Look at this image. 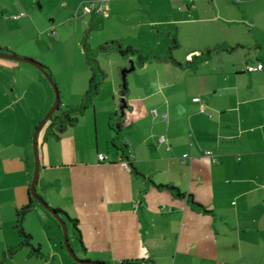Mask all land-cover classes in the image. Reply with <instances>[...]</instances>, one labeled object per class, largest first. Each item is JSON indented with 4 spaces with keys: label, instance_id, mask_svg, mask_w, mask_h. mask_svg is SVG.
<instances>
[{
    "label": "crops",
    "instance_id": "crops-1",
    "mask_svg": "<svg viewBox=\"0 0 264 264\" xmlns=\"http://www.w3.org/2000/svg\"><path fill=\"white\" fill-rule=\"evenodd\" d=\"M86 1L0 0V22L21 13L15 23L24 29L41 16L81 21L76 12ZM87 25L105 43L149 60L98 55L105 78L91 106L58 138L47 122L38 135L36 191L76 220V256L105 264H264V70L246 71L264 57V0H111L87 16ZM0 49L35 58L10 45ZM169 52L171 60L160 59ZM130 62L121 116L125 156L112 147L110 127L120 116V70ZM23 69L30 73L0 66V264H73L57 226L37 206L23 228L44 258L22 248L2 260L19 243L15 212L28 203L32 136L54 97L45 90L31 98ZM88 72L77 86L66 85L62 107L81 102ZM189 196L206 213L193 209Z\"/></svg>",
    "mask_w": 264,
    "mask_h": 264
},
{
    "label": "rangeland",
    "instance_id": "rangeland-1",
    "mask_svg": "<svg viewBox=\"0 0 264 264\" xmlns=\"http://www.w3.org/2000/svg\"><path fill=\"white\" fill-rule=\"evenodd\" d=\"M41 17L42 19H38L35 25H28L25 29L16 25L15 20H9L6 23L0 22V44L10 45L17 53L33 55L35 58L30 59L45 67H50V73L59 91L60 101L62 105H66L68 103L65 94L66 85L73 84V86H77L83 75L87 77L89 73L84 53V39L94 49L105 43L104 34H100L96 28L88 25L85 27L82 26L81 21L74 20L73 18L67 19L65 22H60L58 20L54 21L48 16ZM100 54L102 53L98 55ZM98 55H96L95 60L99 66ZM18 57H22V55ZM22 58L29 57L25 56ZM0 66H20L26 68V70H30V73L25 72V69L19 73L30 85V95L33 96L31 98H39L45 90L53 92L49 83L32 65L0 58ZM130 66L131 64L120 70V77L121 72L129 69ZM5 69H8L9 74L12 71V68ZM70 99L73 101L72 97ZM37 208L44 212L45 216L57 226L60 240L63 242L62 230L58 227L56 220L42 208ZM67 228L69 245L73 251L75 250L74 252L77 255L79 253L77 251L78 241L73 233L72 225L68 223ZM39 238L43 239V234H40ZM62 251L65 254V249H62Z\"/></svg>",
    "mask_w": 264,
    "mask_h": 264
},
{
    "label": "trees",
    "instance_id": "trees-1",
    "mask_svg": "<svg viewBox=\"0 0 264 264\" xmlns=\"http://www.w3.org/2000/svg\"><path fill=\"white\" fill-rule=\"evenodd\" d=\"M83 46H84V53L86 56V62H87V65L89 67V70H90V78H89L88 88L85 91L81 102L77 105L62 107V103L60 101L59 110L56 113H54L53 116L47 121V123L49 124L48 125L49 130L53 129V131H51V135L56 137V138H58L60 133L65 131L68 127H72L73 125H75L77 123L79 117H81V115L84 113V111L89 106H91L94 97L97 95L98 86L102 82V80L105 78V74L100 69V67L98 66V64L95 60L96 55H98L99 53H108L111 51H116L120 55H123V56L135 57L137 62L141 65L145 64L149 60L148 58L142 57L139 52H137L136 50H134L132 48L122 49L117 42H108V43H105L103 45H100V46L92 49L85 42V39H84ZM172 48H174V43H173ZM0 52H4V51L0 49ZM12 55H15V54H12ZM160 59L171 60L172 59L171 58V52H169L166 57L160 58ZM201 59L202 58H200V60ZM196 61H197V58L195 57L189 65H192V64L195 65ZM41 66L46 71V73L52 78V75H51L50 71L48 70V68L43 66V65H41ZM126 91H127V88L125 90V93L122 91V88H121L120 94L124 93L126 95ZM113 116L115 117V120L113 121V125H111L110 129L114 133V138H113V142L111 144H112L113 148L118 149L122 152L124 151V154L126 156V153H125L126 145L123 143L122 135H121V129H122L121 116H119V115H113ZM158 188L166 189L169 192H171L174 196L181 197V194H179L178 190L176 188L171 187V186H164V187L159 186ZM188 203L196 211H201L203 213H206V211H204L200 205L194 203L190 199V196L188 199ZM35 206L42 208L36 201L32 200L31 197L28 196L27 205L16 210V212H15L16 220H15V224H14V229H15L18 237H19V243L14 247L9 248L6 252L3 253V255H2L3 261L7 257L13 256L18 250H20L22 248H27L29 250L30 256H33L36 258H44L43 254L40 251L39 246H33L31 235L28 234L23 228V220H24L25 215ZM55 211L62 218L66 219L72 225L73 233H74L77 241L79 243H81L80 232L76 226V220H71L68 217V215L63 211H60V210H55ZM58 226H59V224H58ZM59 228H60V226H59ZM62 247L64 248L63 244H62ZM73 264H76V263L73 262Z\"/></svg>",
    "mask_w": 264,
    "mask_h": 264
},
{
    "label": "water",
    "instance_id": "water-1",
    "mask_svg": "<svg viewBox=\"0 0 264 264\" xmlns=\"http://www.w3.org/2000/svg\"><path fill=\"white\" fill-rule=\"evenodd\" d=\"M0 58H4L7 60H14L19 61L23 63H27L29 65H32L35 67L41 75L45 78V80L49 83L50 87L53 90L54 100L50 107V109L47 111V113L43 116V118L40 120V122L37 124L36 128L34 129L33 136H32V150H33V159H34V168L32 173V178L30 182L29 187V196L32 200L36 201L45 211H47L59 224L62 234H63V246L67 253V255L71 258V260L76 264H105L101 262H91L86 260L79 259L76 254L74 253L73 249L69 245L68 240V228L67 224L69 223L66 219L62 218L53 208H51L44 200L41 198L37 191V183H38V176H39V169H40V161H39V147H38V135L41 131V129L45 126L46 122L53 116L54 113H56L59 110L60 105V96L58 88L54 82V80L46 73V71L43 69L41 64L37 63L36 61L30 59V58H22L18 57L16 55L7 54V53H1L0 52ZM131 66L129 69H125L121 72V81H122V91L125 93L126 90V74L129 73L134 69L133 62H130ZM122 93V98L120 100V116H123L124 109L126 108V103L124 96L125 94Z\"/></svg>",
    "mask_w": 264,
    "mask_h": 264
},
{
    "label": "built area",
    "instance_id": "built-area-1",
    "mask_svg": "<svg viewBox=\"0 0 264 264\" xmlns=\"http://www.w3.org/2000/svg\"><path fill=\"white\" fill-rule=\"evenodd\" d=\"M109 1H111V0H88L76 12V15H77L76 17H78L81 20L82 24L85 25L87 23V19H86L87 16L93 12H97V13L101 12L102 11V5L106 2H109ZM23 15H24V13H21L19 15H15L12 17V19L16 20ZM263 70H264V57L261 61L255 63V64H252V65H248L246 67V71L249 73L261 72ZM192 102L197 103L199 105V111L201 113H203L205 111V106H204V104L201 103V101L198 97L193 98ZM151 113L153 116H156L155 111H152ZM161 118L166 119V115H162ZM161 141H162V139H161ZM204 155L206 157L210 158L212 162L216 161L215 155L211 151H204ZM182 158L187 159L188 155L184 154L182 156ZM98 159L100 162H104V161H106L107 157L104 155H99Z\"/></svg>",
    "mask_w": 264,
    "mask_h": 264
}]
</instances>
